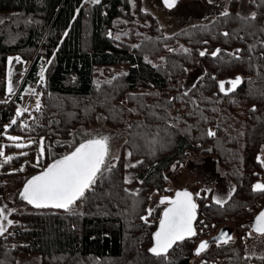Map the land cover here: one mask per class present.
<instances>
[{
	"label": "trees",
	"instance_id": "16d2710c",
	"mask_svg": "<svg viewBox=\"0 0 264 264\" xmlns=\"http://www.w3.org/2000/svg\"><path fill=\"white\" fill-rule=\"evenodd\" d=\"M142 3L0 0V96L7 95L10 56L19 55L24 61L37 56L22 90L30 81H39L40 66L47 67L40 108L28 116L33 120L30 126L16 119L17 102L0 103V135L8 132L35 140L30 150L23 152L27 155L19 152L21 148L6 145V155L18 158L2 166L0 195L7 190L6 178L19 176L15 195L20 198L27 180L74 151L101 121L125 137L129 158L137 162L130 167L136 173L130 180L124 150L117 159L107 160L95 184L69 211L38 209L28 203L11 211L13 223L0 236V264H14L21 255H39L42 264L123 260L128 264L132 260L134 264H193L192 260L263 264L250 246L239 244L240 233L252 230L256 216L250 211L258 202L262 203L258 213L264 209V192L253 190L255 184H264V167L257 161L264 152V45L260 43L251 53L255 58L247 72L249 81L236 64L243 60L241 55L231 54L232 44L245 39L248 20L241 22L243 34L233 30L224 37L221 29L228 25H224V16H219L210 25L186 26L166 35L157 17L149 15L150 37L137 44L116 39L113 30L136 13L148 14ZM177 42L183 47H173ZM217 49L224 55L213 56ZM201 51L206 54L201 56ZM41 56H46L44 64ZM198 69L202 75L188 89V75ZM231 77L247 82L221 92L219 83L233 80ZM240 92L237 104L233 96ZM209 130L215 136L207 135ZM146 139L156 147H147ZM207 146L214 155L219 152V166L235 183V191L225 204H217L211 197L205 205H198L196 236L176 245L167 256L157 257L149 249L164 210L152 212L148 217L152 222L143 225L146 232L139 226L141 217L148 215L149 191H164L160 183L164 174L182 164L187 152ZM139 181L144 188L136 191ZM114 208L121 214L109 215ZM204 211L206 216H202ZM226 220L239 221L241 232L236 227L238 238L232 233L228 243L218 242L215 238L224 230ZM144 236L147 239L142 242ZM202 241H208L209 247L197 256L195 249Z\"/></svg>",
	"mask_w": 264,
	"mask_h": 264
},
{
	"label": "rangeland",
	"instance_id": "374dc122",
	"mask_svg": "<svg viewBox=\"0 0 264 264\" xmlns=\"http://www.w3.org/2000/svg\"><path fill=\"white\" fill-rule=\"evenodd\" d=\"M85 1L90 2L94 0H85ZM142 4H143L142 8L144 9L145 13L148 12V14L139 15L140 13L139 14L136 13L134 14V18L128 20L125 24L122 25L121 28L113 30L112 34L115 36L116 39H121L131 44H137L141 40L150 37L152 20L149 17V15L157 17V19L165 29L166 35H173L177 31L183 29L186 26H193L199 24L210 25L214 23L219 16H224L222 15V13L225 11L228 12L229 14L231 13V15L224 16L225 18L223 20L225 22L224 25H226L227 23L228 27H224L221 29L224 30L223 33H228L230 31L235 30L238 31L239 34L240 33L243 34L244 32L242 31L245 28L243 27L244 24L242 26L241 22L246 20L250 21L249 23L250 25L248 26V33L247 34L245 33L246 35L245 39L242 41L239 40L240 42H238L237 40L238 43H233L234 45L232 44L231 46V54H234L233 56L241 55L240 60L242 59L243 60L240 62L236 61V64L238 67L243 69V72L241 74H245L246 76L244 77L248 78L249 80V74L247 72H249V68L252 67V62H254L253 58H255L254 55L251 56L252 55L251 53H254L255 50H257L256 47L259 46L260 43L264 45V0H212V3H209V0H179L177 5L172 8H168L165 5L164 0H143ZM234 14H236V16ZM253 14H255V18H252ZM234 22L235 23L237 22L235 24L236 26L232 24ZM224 37L222 38V40L231 42V40L227 38L224 39ZM181 44L182 43L177 42V44L174 45L173 47H177V46L183 47ZM220 53L221 51L219 52V54ZM15 57H19L21 62L18 63L14 59ZM9 58H13V62L11 65V70H12L11 81L13 84L14 91L11 94H9L8 92L9 65L7 62V95L0 96V103L9 104L14 100L15 102H17V110L27 109V111H25L21 116H17L16 114V118H20V117L27 118L28 116L32 115V112L35 109H37V102H39V105L41 104V98H42L41 92L43 89L33 90L27 86L22 90V85L26 76L24 65L28 61H24V59L19 55H13L10 56ZM225 58L227 60L229 57H225ZM42 69H43V81H41ZM46 69H47L46 66H40V70H39L40 81L38 82L41 85L44 84ZM201 75H202L201 69H198L195 72L190 71L186 81L187 88L190 89V87L194 84L196 79L200 78ZM231 78L233 80L236 79L234 77ZM227 82L228 81H225L226 91L232 88V85ZM243 82H247L246 79L245 80L242 79V83ZM33 92L35 94H31ZM241 94L242 92L237 93L233 96V99L237 101V104L239 103V100H241ZM18 95L19 98H17ZM90 130L92 135L83 137L81 141L84 142L88 139H92L100 136L109 137L110 154L107 160L110 161V159H117L120 152L124 150V155L126 157L124 167L129 169V170L127 169L128 170L127 178L130 180H132V178H135L136 173H134L135 171L130 170L131 169L130 167L132 164H137V162L134 163L129 158L125 137H123L121 133L105 127L102 121L96 127ZM0 137L2 138V141L0 142V151L4 153V156L0 157V163H2L4 159L8 157L5 153L6 145L10 144L15 146L16 143H24L28 146L20 149L19 152L23 153L30 150V146L32 147L35 144V140L33 139H21L19 141H12L8 139V137H16V136L8 132H4V134H1ZM144 143L147 144L146 145L147 147L150 148L156 147V143L153 144V142H150V140L148 139L144 140ZM14 157H17V155ZM260 157L264 159V152L262 154L260 153ZM219 164H220L219 152L217 155H214L210 146L204 147L199 152H191V151L187 152L185 156V161L182 162V164L176 166L174 165L169 171H167L164 174L163 182H160L161 187L163 188L164 186V191L161 192L157 188L149 191L150 194L149 196L150 200L148 204L149 209L156 210L158 208H161L162 210H164L165 209L164 207L168 205L161 204L160 203L161 198L163 197L174 198L176 192L182 190H187L193 194V198L195 199L197 206L200 204L205 205L207 200L211 197L212 199H214L215 202L216 199L219 198L223 200L224 201L223 204H225L233 195L236 185L228 177L226 171L219 166ZM3 165L4 163H2V166ZM2 166H0V172L3 169ZM25 167L26 166L24 164L23 168ZM6 179H7L6 180L7 190L4 192L3 195H0V208L5 209L4 214L7 215L8 220H10L9 218L10 212L13 211L14 209L21 208L24 204H27V202L20 199L19 196L15 195V190H17L18 188L21 178L19 176H9ZM142 188H144L142 181H139V183H137L136 186L134 187L136 191H140ZM197 193H199V195H197ZM261 205L262 203L258 202V207L250 211L251 215L255 216L256 214H258V209L260 208ZM117 212L118 211L116 208L111 209L109 215L121 214ZM202 216H206L205 211L202 212ZM152 220H153L152 218H148L147 224H150ZM198 221L196 223L197 229H198ZM4 223L8 228L7 221H4ZM144 223L145 222L143 220L142 222L139 223V226L145 227L144 231L146 232L147 227L143 226ZM238 223L239 221L234 222L233 220H230L228 222V220H226L225 228L222 232L227 233V237L232 238V233H233L235 234L234 239H236V236L238 238L236 227L239 229V231L242 229L240 226H238ZM248 233H249L250 241L248 244H245L244 236L248 235ZM218 235L220 237L221 233ZM218 238L216 237L215 239L218 240ZM146 239L147 236H144L142 242L143 240ZM240 240H241V244L239 245L240 246L245 245V247L250 246V248L257 253L258 256L257 261L258 260L262 261V263L264 264V259H261V257H264V237L263 238L256 237L255 234L252 232V230H246L240 233ZM192 262L193 264H202L200 260H192ZM88 263L92 264L91 262ZM107 263L128 264V261L123 260V261H118L117 263H112L108 261ZM134 263H135L134 260H132V262L129 264H134ZM235 263H237V259H235ZM14 264H42V258L39 255H21L15 259ZM239 264H242V262H239Z\"/></svg>",
	"mask_w": 264,
	"mask_h": 264
},
{
	"label": "snow or ice",
	"instance_id": "6c2138e0",
	"mask_svg": "<svg viewBox=\"0 0 264 264\" xmlns=\"http://www.w3.org/2000/svg\"><path fill=\"white\" fill-rule=\"evenodd\" d=\"M95 3H99V0H94ZM165 5L168 8H172L176 5L177 0H164ZM212 3V0H209ZM222 15H229L228 12H223ZM255 18V14L253 17ZM227 36L228 33H223ZM187 52V49L183 50ZM239 51V50H237ZM220 49H217L212 53L213 56H217ZM205 51H201L200 55H205ZM234 55V54H233ZM18 63L21 62L19 57L14 58ZM13 58L8 59L9 72H8V92L13 93V84L11 81L12 70L11 65ZM41 81H43V69L41 71ZM242 82L241 77H237L234 80L228 81L232 85V88L228 91L235 89V87ZM221 92H226L225 82L219 83ZM31 94H35L34 92ZM40 105L37 102V110ZM27 109H18L17 116L23 115ZM12 124L16 123V120L11 121ZM209 136H215V132L209 130L207 132ZM12 141L21 140L20 137H8ZM109 137L100 136L92 139H88L79 144L70 154L65 155L63 158L55 161L48 166L41 174L33 176L27 180L22 192L20 193L23 200L27 203L35 206L36 208H58L66 211L71 210L75 202L85 196L86 191L90 190L95 184L98 174H102V171L106 167L107 158L110 154ZM28 145L24 143H16L15 147L24 148ZM44 152L43 142H40V153ZM27 155V153H22ZM131 156V153L128 154ZM4 153L0 151V157H3ZM14 157L8 156L2 163L10 162ZM257 161L264 166V159L260 156L257 157ZM0 163V166H2ZM39 163V157L37 158ZM135 167L136 165H131ZM110 171V167L108 168ZM23 171V168L19 169ZM254 191L264 192V184L257 183L253 187ZM199 195V193H197ZM161 204H167L168 206L163 211L162 218L159 220V228L154 233V246L149 251L157 256H167L169 249L173 247L177 242H183L186 238H191L197 233L194 228V221L197 217V204L193 199V194L187 190L177 191L174 198L163 197L160 200ZM217 204H223L224 201L217 198ZM153 209H148V215L141 217L144 222L148 223V217L152 215ZM5 209L0 208V236H3L7 231V226L4 221H7V225L10 226L13 222L8 220L7 215L4 214ZM253 230L261 235H264V212L260 213L253 225ZM231 239L227 237V233L221 232L218 242L228 243ZM209 247L208 241H202L195 249V254L199 256ZM264 259V257H261Z\"/></svg>",
	"mask_w": 264,
	"mask_h": 264
},
{
	"label": "built area",
	"instance_id": "2783aa9c",
	"mask_svg": "<svg viewBox=\"0 0 264 264\" xmlns=\"http://www.w3.org/2000/svg\"><path fill=\"white\" fill-rule=\"evenodd\" d=\"M36 58H37V56H36L32 61H28V62H26V64L24 65V69H25V71H26L25 79H27V77L29 76V74H30V72H31V70H32V68H33V65H34V63H35V61H36ZM45 59H46V56H41V57H40V62H41L42 64H44ZM28 87H29L30 89H33V90H42V89H43V85H41V84H40L39 82H37V81H31V82H29ZM21 122H22L23 124H25V125L30 126V125L33 123V120H31V119H27V118H23V119L21 120ZM249 241H250L249 235L244 236V243H245V244H248Z\"/></svg>",
	"mask_w": 264,
	"mask_h": 264
},
{
	"label": "water",
	"instance_id": "95a60500",
	"mask_svg": "<svg viewBox=\"0 0 264 264\" xmlns=\"http://www.w3.org/2000/svg\"><path fill=\"white\" fill-rule=\"evenodd\" d=\"M61 158H63V157H61ZM61 158H59V159H61ZM59 159H57V160H59ZM56 160V161H57ZM55 162V161H54ZM53 162V163H54ZM41 174V173H40ZM39 175V174H38ZM24 187V186H23ZM22 190H23V188H22ZM22 190H21V192H22ZM20 192V193H21ZM170 198H172V197H170ZM20 199H22V197H21V195H20ZM194 199V198H193ZM23 200V199H22ZM25 201V200H24ZM195 201V200H194ZM27 202V201H26ZM29 204V203H28ZM29 205H31V204H29ZM31 206H33V205H31ZM33 207H35V206H33ZM36 208V207H35ZM47 208H51V207H47ZM38 209H43V208H38ZM53 209H58V208H53ZM60 210H64V209H60ZM165 210V209H164ZM262 212H264V209L262 210V211H260L259 213H258V215L260 214V213H262ZM162 215H163V213H162ZM257 215V216H258ZM256 216V217H257ZM256 217L254 218V220H253V222H252V225H253V223H254V221H255V219H256ZM162 218V217H161ZM197 221H198V213H197V217H196V220L194 221V228H195V231H196V233H197V227H196V223H197ZM158 228H159V225H158ZM158 230V229H157ZM252 231L254 232V233H256V234H259V233H257V232H255L254 230H253V227H252ZM259 235H261V234H259ZM196 236V235H195ZM195 236H193V237H191V238H186L185 240H188V239H192V238H194ZM184 240V241H185ZM183 241V242H184ZM179 243H181V242H177L175 245H173V247L171 248V249H173L176 245H178ZM154 246V245H153ZM171 249H169V251L171 250ZM168 251V252H169Z\"/></svg>",
	"mask_w": 264,
	"mask_h": 264
},
{
	"label": "flooded vegetation",
	"instance_id": "af4514ba",
	"mask_svg": "<svg viewBox=\"0 0 264 264\" xmlns=\"http://www.w3.org/2000/svg\"><path fill=\"white\" fill-rule=\"evenodd\" d=\"M178 1H179V0H177V3H178ZM177 3H176V5H177ZM176 5H175V6H176ZM240 84H243V83L241 82ZM263 167H264V166H263Z\"/></svg>",
	"mask_w": 264,
	"mask_h": 264
}]
</instances>
